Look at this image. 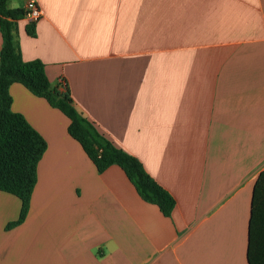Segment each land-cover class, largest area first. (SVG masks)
<instances>
[{
  "label": "crops",
  "instance_id": "obj_1",
  "mask_svg": "<svg viewBox=\"0 0 264 264\" xmlns=\"http://www.w3.org/2000/svg\"><path fill=\"white\" fill-rule=\"evenodd\" d=\"M35 1V35L26 18L12 31L21 58L40 60L175 205L165 217L119 166L98 172L69 119L13 83L11 110L46 151L10 230L20 200L0 191V264H249L252 239L264 248V223L249 232L264 171V0Z\"/></svg>",
  "mask_w": 264,
  "mask_h": 264
},
{
  "label": "trees",
  "instance_id": "obj_2",
  "mask_svg": "<svg viewBox=\"0 0 264 264\" xmlns=\"http://www.w3.org/2000/svg\"><path fill=\"white\" fill-rule=\"evenodd\" d=\"M9 0H0V191L20 200L18 218L8 223L5 230L19 226L26 218L32 191L37 180V165L46 151L45 140L28 124L24 117L11 110L8 88L18 83L33 95L44 98L52 107L68 119V133L84 150L98 172L112 165L119 166L134 186L140 198L158 207L165 217H170L174 208L173 197L144 170L132 155L115 147L107 138L85 119L72 105V99L64 87H52L38 60L24 61L13 41L15 22L24 18L23 9H10ZM26 33L35 35V23L26 25ZM264 207V171L254 181L250 216V239L264 223L261 216ZM249 264H260L264 248H253V239L248 252Z\"/></svg>",
  "mask_w": 264,
  "mask_h": 264
},
{
  "label": "built area",
  "instance_id": "obj_3",
  "mask_svg": "<svg viewBox=\"0 0 264 264\" xmlns=\"http://www.w3.org/2000/svg\"><path fill=\"white\" fill-rule=\"evenodd\" d=\"M24 18H26L29 23H37L43 16V10L38 6L35 0H26L24 4ZM61 90L64 89L65 85L60 81Z\"/></svg>",
  "mask_w": 264,
  "mask_h": 264
}]
</instances>
